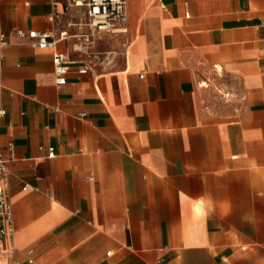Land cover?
<instances>
[{"label": "crops", "instance_id": "1", "mask_svg": "<svg viewBox=\"0 0 264 264\" xmlns=\"http://www.w3.org/2000/svg\"><path fill=\"white\" fill-rule=\"evenodd\" d=\"M68 1L0 0L15 256L264 264V0H128L130 44H96L115 64L58 84L73 38L39 48L15 30L74 33Z\"/></svg>", "mask_w": 264, "mask_h": 264}, {"label": "built area", "instance_id": "2", "mask_svg": "<svg viewBox=\"0 0 264 264\" xmlns=\"http://www.w3.org/2000/svg\"><path fill=\"white\" fill-rule=\"evenodd\" d=\"M72 7L84 8L82 17L77 22H68V26H77V31L71 33L68 29L59 30L56 34L35 29L25 30L17 28L15 36L39 48L55 49L60 41L73 38L72 50L80 56L70 58L66 53L55 51L53 55L54 71L58 84L67 81L68 73L75 66L80 74H88L97 67L104 70L111 68L116 61L117 51L114 49L99 50L97 42L106 35L112 36L121 45L128 46V0H69ZM10 44L8 35L0 30V124L6 116L7 110L2 102V69L3 49ZM228 98L229 93H224ZM11 149V144H9ZM50 150L49 156H54ZM92 179V177H89ZM10 171L8 159L0 147V264H24L15 256L17 250L16 230L14 224V210L9 188ZM34 249L26 250V260L34 262Z\"/></svg>", "mask_w": 264, "mask_h": 264}, {"label": "rangeland", "instance_id": "3", "mask_svg": "<svg viewBox=\"0 0 264 264\" xmlns=\"http://www.w3.org/2000/svg\"><path fill=\"white\" fill-rule=\"evenodd\" d=\"M221 94H223V93H221ZM225 99V98H224Z\"/></svg>", "mask_w": 264, "mask_h": 264}]
</instances>
